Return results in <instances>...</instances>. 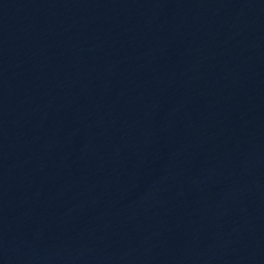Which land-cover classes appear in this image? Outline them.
Instances as JSON below:
<instances>
[{"label": "water", "instance_id": "water-1", "mask_svg": "<svg viewBox=\"0 0 264 264\" xmlns=\"http://www.w3.org/2000/svg\"><path fill=\"white\" fill-rule=\"evenodd\" d=\"M0 264H264V0H0Z\"/></svg>", "mask_w": 264, "mask_h": 264}]
</instances>
